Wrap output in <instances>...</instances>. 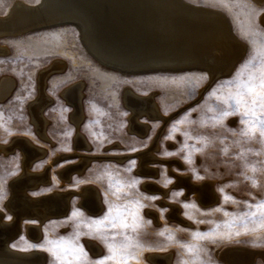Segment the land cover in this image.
<instances>
[{
    "label": "rangeland",
    "instance_id": "rangeland-1",
    "mask_svg": "<svg viewBox=\"0 0 264 264\" xmlns=\"http://www.w3.org/2000/svg\"><path fill=\"white\" fill-rule=\"evenodd\" d=\"M16 1L0 0V17ZM182 1L219 10L245 44L231 71L211 79L206 67H151L146 65L150 58L140 67L127 62L128 68H121L117 61L113 66L104 61L106 54L88 45L87 23L69 15L55 24L0 34V46L6 49L0 52V79L8 76L15 81L11 93L0 99V144L16 135L26 136L46 148L31 170L47 166L50 171L49 185L27 192L43 195L89 183L100 191L103 203L101 211L88 213L73 194L66 212L40 223L41 237L36 241L27 236L26 224L38 220L23 217L11 246L44 251V264H99L101 260L104 264H156L149 257L153 253L168 254L169 264H233L222 254L231 245L255 249L249 264H264V216L257 208L264 202V124L260 122L264 108H253L252 98L246 95L248 110L254 115L245 117V107L237 109L235 100L229 99L248 83L255 86L256 93H264L259 87L264 77V0ZM60 60L66 66H56ZM43 71L41 95L38 77ZM73 82L82 83L83 119L78 127L71 119L73 106L62 94ZM128 92L151 94L169 120L164 123L146 110L137 118L138 127L148 123L146 133L130 130L133 114L125 98ZM40 98L46 101L42 116L47 138L36 128L29 108ZM77 129L89 142L88 149L75 145ZM76 150L96 156L82 172L74 170L70 180L63 182L59 169L80 162ZM21 161L19 147L0 150V222L9 224L4 226L6 230L15 226L14 214L19 213V200L12 206L9 202L22 195L17 190L22 182L18 177ZM209 179L213 180L215 200L201 197L200 189ZM148 181L167 188L166 195L146 188ZM172 204L177 206L179 218L172 215ZM98 220L104 221L99 228ZM122 222L128 227L122 228ZM88 240L100 246L98 253L90 250ZM109 256L113 258L105 259Z\"/></svg>",
    "mask_w": 264,
    "mask_h": 264
},
{
    "label": "bare ground",
    "instance_id": "bare-ground-1",
    "mask_svg": "<svg viewBox=\"0 0 264 264\" xmlns=\"http://www.w3.org/2000/svg\"><path fill=\"white\" fill-rule=\"evenodd\" d=\"M25 3L17 0L11 5L8 13L4 14V17H0V34L20 33L58 22L59 19H62L61 17L69 15L77 19L78 22L84 21L87 23L85 35L86 41H89L88 45L97 53L106 54V58L108 56L110 59L105 60L106 58L102 57L106 63H112L114 66L115 64L113 63L118 62L116 65L121 68H126L127 62L135 63L137 67H140L143 65L140 64L142 61L145 62V60L150 58L151 61L146 62V65L151 67L162 64H167L169 67H186V65L193 66L195 64L199 67H206L207 70H210V77L213 79L215 75L221 72L231 71L245 50V44L234 35L226 17L219 10L202 5L189 4L182 0H39L36 5ZM5 50L4 47L0 46V52ZM63 60L58 61L55 65L58 67L63 65ZM138 62L140 65H137ZM38 79L40 93L43 95L44 71L40 73ZM81 82L70 83L71 85L68 84L69 86H66L62 91L67 102L73 106L71 119L76 127L83 119L80 103L83 83ZM14 84L15 81L11 77L3 76L0 79V99L6 98L11 93ZM46 95L48 96V94ZM45 98H40L30 103L29 108L35 120L36 128L42 137L47 138L45 133L46 119L42 116V108L46 103ZM125 98L133 114L130 120V130L140 134L146 133L145 131L149 126L148 123H144V126L142 125L143 128L139 126L140 130H138V125L140 124L137 122V118L141 112L149 111L150 116L161 117L164 123L168 119V116L163 115L158 110V105L154 103V98L151 94L138 95L137 93L128 92ZM25 137L16 135L13 138L11 137L10 142L0 144V150L4 152L12 151L16 146L22 152V173L20 172L21 174L18 176L22 178L20 179L22 182L19 183L17 188L19 192H22V195L14 196L9 202V206H12L16 199L19 200V213L14 214L15 226L12 225V229L6 230L4 226L8 223L0 222V264H44L45 262L44 251L21 250L14 248L10 244L11 238L19 231L21 225L19 221L23 217H34L38 220L37 223L26 224L27 236L31 240L36 241L41 237L40 223L51 216L66 212L71 205L73 194L78 195L77 204L85 208L88 213H97L103 208L100 191L96 186L89 183L81 185L78 189H55L51 193L43 195H32L27 192L28 189L37 188L41 184L49 185L50 177L47 172L49 171L47 166L41 171L31 170V164L46 154V148L33 143ZM74 142L76 146L84 149H88L90 145L78 129L74 135ZM153 146H155L154 143ZM140 150L142 151V149ZM148 150L152 151L151 149ZM74 153L79 155L80 162L78 161L75 164L73 163L70 166L59 169V178L63 182L70 180L71 173L74 170L78 173L82 172L90 159L96 156L77 150ZM117 158L124 159L122 156ZM55 159L56 157L51 161ZM209 180L200 189L201 197L207 198L211 196L213 197L212 200H215L216 197L212 187L213 180ZM144 186L148 189H158L163 194L167 192V188L156 186L153 182H145ZM11 188L15 190L14 186ZM10 192L13 193V191ZM19 192L16 193L19 194ZM177 210V206L172 204V211H170L175 218H179ZM87 244L92 252L98 253L100 251V246L95 241L88 240ZM244 248L230 245L223 251L220 249V251L233 264H249V259L255 257L252 256L255 249L252 251L249 250L250 247L248 250ZM256 250L258 251L259 249ZM257 251L256 255H259ZM167 255L153 253L149 257L156 264H169Z\"/></svg>",
    "mask_w": 264,
    "mask_h": 264
},
{
    "label": "snow or ice",
    "instance_id": "snow-or-ice-1",
    "mask_svg": "<svg viewBox=\"0 0 264 264\" xmlns=\"http://www.w3.org/2000/svg\"><path fill=\"white\" fill-rule=\"evenodd\" d=\"M259 87L261 89H264V77L261 78L260 83H259ZM249 96L251 97V103L253 108L259 106L261 108H264V93L258 94L255 92V86L252 85L251 83L248 84H243L241 85V91L235 96V97H230L229 99H233L235 100V106L237 107V109H239L241 106L245 107V111L242 113L243 116L245 117H249L254 115L252 112H250L248 110V104H249V100L245 98V96ZM227 102V101H226ZM228 113H225V115H227ZM262 124H264V119H262L260 121ZM262 135H264V130H262ZM152 199H155V197H152ZM257 208L260 209V215L264 216V202H262L260 205H257ZM111 212V210H109ZM253 215H255V213H253ZM10 219V217H9ZM104 223L103 220H98L96 221L97 227L99 228L100 226H102ZM113 228L116 227V224L113 222V224L111 225ZM121 227L122 228H127L128 224L126 222H122L121 223ZM108 258H113L111 256L106 257L105 259ZM99 264H104V261L101 260L99 262Z\"/></svg>",
    "mask_w": 264,
    "mask_h": 264
}]
</instances>
